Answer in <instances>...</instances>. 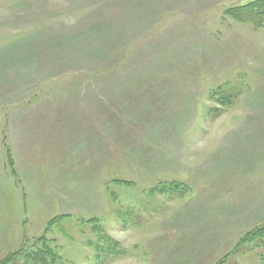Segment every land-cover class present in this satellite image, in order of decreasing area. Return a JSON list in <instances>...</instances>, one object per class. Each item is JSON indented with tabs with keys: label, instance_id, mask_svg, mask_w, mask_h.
<instances>
[{
	"label": "rangeland",
	"instance_id": "374dc122",
	"mask_svg": "<svg viewBox=\"0 0 264 264\" xmlns=\"http://www.w3.org/2000/svg\"><path fill=\"white\" fill-rule=\"evenodd\" d=\"M249 1L0 0V261L264 264Z\"/></svg>",
	"mask_w": 264,
	"mask_h": 264
},
{
	"label": "trees",
	"instance_id": "16d2710c",
	"mask_svg": "<svg viewBox=\"0 0 264 264\" xmlns=\"http://www.w3.org/2000/svg\"><path fill=\"white\" fill-rule=\"evenodd\" d=\"M226 14L240 22H250L255 27L264 26V0H251L243 5L227 9ZM42 247L26 253L13 252L0 264H53L54 254L42 239ZM50 259V262H49Z\"/></svg>",
	"mask_w": 264,
	"mask_h": 264
}]
</instances>
